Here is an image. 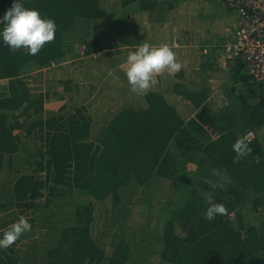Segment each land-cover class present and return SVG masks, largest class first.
Returning a JSON list of instances; mask_svg holds the SVG:
<instances>
[{
	"label": "trees",
	"instance_id": "obj_1",
	"mask_svg": "<svg viewBox=\"0 0 264 264\" xmlns=\"http://www.w3.org/2000/svg\"><path fill=\"white\" fill-rule=\"evenodd\" d=\"M180 2L114 0L105 7L103 0H24L57 30L35 56L0 43V234L20 217L33 222L11 247L0 248V264H264V134L249 142V155L237 159L232 150L247 131L264 130V88L241 61H228L237 71L220 108L212 109L209 89L195 87L182 70L160 74L138 103L122 105L95 132L86 106L71 99L83 82L46 77L47 89L34 90L28 81L76 59L67 36L79 22L90 21L80 56H92L110 49L109 37L126 35L130 14L163 21ZM10 6L0 0V15ZM138 39L126 43L136 46ZM104 54V72L92 76L93 64L103 65L87 59L80 80H105L114 89L112 80H124L126 71ZM53 100L64 103L46 109ZM133 192L148 206L156 199L157 221L146 222L141 205L138 226L127 223L132 232H116L107 250L104 229L96 230V204L108 203L102 220L121 208L115 222L121 221L132 216ZM210 198L227 215L206 220ZM155 245L159 250H149Z\"/></svg>",
	"mask_w": 264,
	"mask_h": 264
},
{
	"label": "rangeland",
	"instance_id": "obj_2",
	"mask_svg": "<svg viewBox=\"0 0 264 264\" xmlns=\"http://www.w3.org/2000/svg\"><path fill=\"white\" fill-rule=\"evenodd\" d=\"M103 2H104L105 7H109L114 2V0H103ZM210 7L211 5L208 2H204L203 0L202 1L181 0V2L179 3V7L176 9L177 12L175 14H170L169 16H167L168 18L171 19L170 22L168 24H164L158 27L157 32H158L159 37L167 38L169 35H171V33L174 32L175 24L188 25L187 22L190 20V18H195L196 20V21L190 20L192 22V26L197 27V25H199V28L202 27L203 25L206 24L204 23L203 17L207 14L206 12L209 11ZM120 12L121 11H119V14L121 15L122 13ZM128 12H130V10ZM211 15L215 17L213 18V21L217 20V17H219L218 10L217 9L211 10ZM211 15H209V17ZM129 16H130V19L132 17V21H130L132 22V24H130L129 28L126 30L127 31L126 35L123 36V34L119 33V35L109 37L108 43L111 44V47L108 51H105V52L113 54L114 64L116 65L117 70H119L120 72L126 71L128 67L126 63L127 56L129 52L135 50V48L138 45L137 44L136 46H134L135 43L127 44L126 41L136 40V34L137 36H139V27L141 26L140 24H142L141 32H142L143 38H144L143 35H145L147 32V30L144 27L145 17L143 16V14L142 15L134 14L133 16H131L130 14ZM156 18H159V16H157ZM134 27H135L136 32L134 30ZM223 27L227 33L231 32V30L229 29L230 27L225 23L220 26L219 28L220 32L218 33H221L223 31ZM89 29H90V21H87L86 23L79 22L77 27L74 28L73 32L69 33V35L67 36V38L70 37V41L73 40L75 42L74 50H75V54L77 53V57L76 59H74L73 62H66V63L63 62L58 65L53 64L50 68L43 70L42 73L30 74V78L28 77V81L30 82L31 88L34 90L47 89V87L45 86L46 77H48L51 80H55V78H59L58 76L62 75L61 78H69V79L72 78L74 82L76 81L83 82L85 85H81L79 88V91H81L82 93H79V94L77 93L78 96H71V99L78 105L86 106L92 118L94 119L93 120L94 121L93 131L95 132V130L98 128L97 126L99 124H102L103 122H106L107 119L110 118V116H112V114L116 112L122 105H128L130 103H138L139 98L137 97V94L135 96V94L130 91V86L127 82L126 77L123 78L124 80L122 79L112 80V82L111 80H109V82H111L112 84L117 85V88H114V89L112 88L109 89V87L107 86L108 82L105 80H93V82H90V80L86 81L84 79L83 81L80 80V78H83L89 70V67L86 63H81L84 60L90 59L92 61L98 62V64L103 65V67H101L100 65H97V63H94L93 68L91 69L92 76L94 75L99 76V74H102L105 70L104 66L107 64V61H109L108 57H104L105 52L96 53L92 56H80V53H82L81 52V47H82L81 42L90 33ZM179 30H181L180 27H179ZM216 41L217 43H219V40H216ZM74 42H72L71 44H73ZM78 53H79V56H78ZM71 63L73 64L71 65ZM63 66L65 67L63 68ZM107 72L115 76V73L112 70H108ZM166 75L169 78L171 77V73L167 72ZM86 77L89 78L88 76ZM220 79H221V76H220ZM202 84H204V82L201 80V82L199 83V86H201ZM88 86L90 87L88 88V97L86 98L85 89ZM118 87L123 88V90ZM211 90L216 92L215 89H210V91ZM109 97H110V100H109ZM221 101L222 100L219 97L217 98L214 96H210V102H213L214 105L219 104ZM63 103L64 102H61V101L48 102L46 103L45 108L48 110L56 111ZM222 105H224V103H222L221 106ZM183 115L187 116L186 114H183ZM259 136H262V134ZM132 195L133 197H132L131 203L135 202L133 203L134 205L130 203L132 206L131 208L133 209L132 216L130 217V215H128L127 213L124 215V219L121 218L122 219L121 221L119 220L115 222V218L117 217V215L120 217L123 214L121 211V208H116V211L114 213H111L113 214V218H114L112 221H111V214H109V216L104 215V219L102 220V215L106 211L109 213V210L107 209L108 203L96 204V230L99 229V227L104 229L103 230L104 232L102 234L103 238L101 237L100 241L106 247L107 250H109L108 248L110 247L109 246L110 241L116 232H120L122 230H128V229H125V228H128L126 226L127 223L135 224V227L138 226L137 223L140 220H142L140 216L143 214V212H145V210L140 208L141 205L146 208V214L148 215L146 222L151 221L153 222L151 226H154V224L157 221L158 213H154V214L152 213V209L155 206L154 202L156 201V199L155 200L150 199L151 206H148L146 202H142V200H140L136 192H133ZM42 202H44L43 199H42ZM154 210L155 209H153V211ZM245 214L247 215V220L251 222L250 214L248 212H246ZM27 219L29 220L32 226L33 222H31L30 217H27ZM99 223L101 224L99 225ZM35 226L36 224H34V227ZM128 231L132 232L131 230H128ZM41 241H43L41 243H44L45 245H47L50 239L43 238ZM149 250H151L152 252H156L159 249H158V246L155 245L153 247L151 246Z\"/></svg>",
	"mask_w": 264,
	"mask_h": 264
},
{
	"label": "clouds",
	"instance_id": "obj_3",
	"mask_svg": "<svg viewBox=\"0 0 264 264\" xmlns=\"http://www.w3.org/2000/svg\"><path fill=\"white\" fill-rule=\"evenodd\" d=\"M57 25L36 10L25 6L24 0H11V6L0 15V43L11 51L23 50L28 55H37L43 47L55 39ZM125 72L130 91L137 95H146L157 83L158 74L178 73L183 65L178 62L175 52L167 44L159 46L148 42L138 44L129 52ZM237 159L251 153L247 136H240L232 145ZM227 215L226 207L211 198L204 213L208 221L217 216ZM31 231L27 218L20 217L6 231L0 234V248L11 247L23 233Z\"/></svg>",
	"mask_w": 264,
	"mask_h": 264
},
{
	"label": "crops",
	"instance_id": "obj_4",
	"mask_svg": "<svg viewBox=\"0 0 264 264\" xmlns=\"http://www.w3.org/2000/svg\"><path fill=\"white\" fill-rule=\"evenodd\" d=\"M208 3L211 7L209 9L210 12L207 11V14L203 17L205 25L200 28L199 25L194 27L190 20H195V18H190L187 22L188 25L175 24L174 32L167 38H160L157 29L161 25L168 24L171 19L165 16L162 21L156 18L158 15H145L144 27L147 32L143 35V38L141 32L142 24H140L138 44L148 42L155 46L161 44L169 45L175 52L178 62L183 65L182 71L193 80L195 87H208L209 91L210 89H215L216 92L210 91L209 102L210 96L219 97L222 101L217 105L210 102L212 109H214L220 108L222 103L227 104L228 99L225 94L231 87L230 75L235 74L237 71L232 68V64L228 63L223 45L233 39L235 30L239 25V18L233 10L229 11L223 0H208ZM213 9H217L219 13V17L215 21H213L215 17L211 15V10ZM176 12L175 10L171 14ZM209 15L212 17H209ZM225 23L230 27L231 32L227 33L223 27V31L218 33L220 32V26ZM179 27L181 30H179ZM216 40H219V43ZM166 73H161V75ZM172 75H175V73H171V77ZM201 80L204 84L199 86Z\"/></svg>",
	"mask_w": 264,
	"mask_h": 264
},
{
	"label": "built area",
	"instance_id": "obj_5",
	"mask_svg": "<svg viewBox=\"0 0 264 264\" xmlns=\"http://www.w3.org/2000/svg\"><path fill=\"white\" fill-rule=\"evenodd\" d=\"M239 18L232 40L223 48L228 61L239 60L251 78L264 88V0H223ZM264 130L247 131L249 142Z\"/></svg>",
	"mask_w": 264,
	"mask_h": 264
},
{
	"label": "flooded vegetation",
	"instance_id": "obj_6",
	"mask_svg": "<svg viewBox=\"0 0 264 264\" xmlns=\"http://www.w3.org/2000/svg\"><path fill=\"white\" fill-rule=\"evenodd\" d=\"M230 11H231V9H230Z\"/></svg>",
	"mask_w": 264,
	"mask_h": 264
}]
</instances>
